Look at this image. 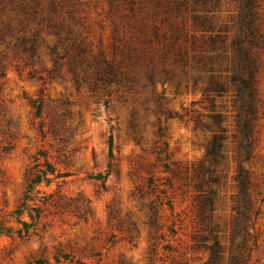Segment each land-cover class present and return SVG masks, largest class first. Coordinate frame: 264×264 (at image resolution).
Returning <instances> with one entry per match:
<instances>
[{"label":"rangeland","instance_id":"1","mask_svg":"<svg viewBox=\"0 0 264 264\" xmlns=\"http://www.w3.org/2000/svg\"><path fill=\"white\" fill-rule=\"evenodd\" d=\"M2 1V0H1ZM73 4L94 48L111 49L115 20L131 12V4L144 7L149 20L161 22L162 8L155 0H80ZM236 0H221L222 14L234 12ZM5 7V10L2 8ZM183 14L193 25L190 6ZM264 28V0L262 1ZM16 26L12 4L0 2V27ZM123 30V29H121ZM124 32V31H123ZM17 32L0 40V219L16 233L29 226L24 238L0 234V264H207L209 249L192 235L200 228L192 168L206 152L210 130L195 127L212 119L213 107L226 113L223 125L237 122L231 94L211 98L201 88L182 89L156 81L164 94L166 110L187 117L164 120L167 154L155 134L158 117L152 108V88L125 93L115 89L93 90L79 85L63 65L59 77L43 82L31 77L47 75L52 61L42 45L41 61L26 65L25 54L16 46ZM49 40L53 34H45ZM264 59V54L262 55ZM259 119L253 158L245 165L261 182L264 177V60L258 73ZM44 100L42 114L37 103ZM134 118V130L131 121ZM133 131L135 135H133ZM226 160L227 178L219 187L217 213L229 222L234 215L231 194L235 191L233 140ZM40 152L47 154L55 172L28 191L27 179ZM44 159V157H42ZM165 165L170 170L165 171ZM223 166V165H222ZM46 168V166H44ZM154 176L165 193L161 205L157 193L145 183ZM264 192V188H263ZM160 207V228L151 225V204ZM22 205V213L15 212ZM256 207L252 236L247 240L249 264H264V200ZM222 264H228L231 247L240 244L222 234Z\"/></svg>","mask_w":264,"mask_h":264},{"label":"trees","instance_id":"2","mask_svg":"<svg viewBox=\"0 0 264 264\" xmlns=\"http://www.w3.org/2000/svg\"><path fill=\"white\" fill-rule=\"evenodd\" d=\"M262 1L236 0L234 12L223 15L221 0H155V7L163 11L158 13L161 22L149 20L144 7L131 4V12L114 22L110 50L103 44L94 48L86 23L71 6L81 3L80 0H7L12 4L17 24L13 27L9 22L0 27V40L12 35L13 30L17 32L16 46L25 54L26 65L41 61L42 45L45 46L52 67L47 75L29 72L31 77L43 82L59 77L60 69L66 65L78 85L83 82L93 90H110L115 86L125 94L151 87L155 102L152 111L158 117L155 134L165 145L159 151L160 160L163 153L167 154L164 120L175 116L184 119L187 114L164 108V94L156 89L158 79L163 85L173 84L176 93L199 87L211 98L212 106L216 97L231 94L237 118L234 128L223 125L226 113L215 107L209 115L211 122L203 124L199 115L194 118L195 127H205L211 133L204 158L192 168L200 225L192 238L197 243L213 240L207 245L210 252L207 264H222L225 246L220 238L227 233L232 238L243 236L240 244L231 247L228 264H249L247 240L252 236L254 215L259 213L258 195L260 201L264 200V177L261 182L257 181L245 165L253 158L259 119L258 73L264 60ZM0 2L5 6V0ZM189 6L193 18L191 26L183 14ZM46 33L53 34V39H47ZM0 70H3L2 65ZM44 105L41 98L36 106L39 116ZM134 126L133 118V130ZM229 139L234 142L231 147L236 161L235 191L231 194L234 215L231 221L224 222L217 213V196L228 175L225 162ZM55 170L47 154L40 152L27 179L28 191ZM167 170L170 168L165 165ZM145 183L149 191L157 193L154 201L172 207L170 199L164 202L161 193L165 191L160 190L154 176H149ZM22 207L20 205L15 212L22 213ZM151 209V225L158 229L160 207L154 203ZM0 234L24 238L29 234V226L25 224L15 233L6 220L0 219Z\"/></svg>","mask_w":264,"mask_h":264}]
</instances>
